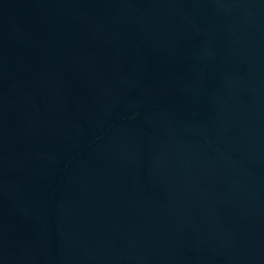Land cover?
<instances>
[{
	"label": "water",
	"instance_id": "95a60500",
	"mask_svg": "<svg viewBox=\"0 0 264 264\" xmlns=\"http://www.w3.org/2000/svg\"><path fill=\"white\" fill-rule=\"evenodd\" d=\"M0 264H264V0H0Z\"/></svg>",
	"mask_w": 264,
	"mask_h": 264
}]
</instances>
